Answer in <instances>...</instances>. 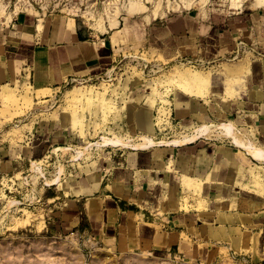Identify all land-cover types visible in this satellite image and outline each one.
Instances as JSON below:
<instances>
[{"label":"crops","instance_id":"crops-1","mask_svg":"<svg viewBox=\"0 0 264 264\" xmlns=\"http://www.w3.org/2000/svg\"><path fill=\"white\" fill-rule=\"evenodd\" d=\"M249 9L254 12L230 16L219 26L186 15L150 30L174 44L175 50L192 56L207 51L209 45L216 46L219 57L240 55L249 44L262 50L263 58L252 56L250 65L245 63L239 71L247 74L242 96L225 107L241 114L242 123L252 132L249 143L264 150L258 147H264V5ZM106 28L98 31L63 14L4 15L0 18V89L6 85L61 89L70 81H90L109 73L117 60L116 47L131 37L125 35L120 19L117 26L108 23ZM226 83L213 95L222 98ZM235 92L239 93L236 86ZM188 100L189 108L184 106L180 118L193 122L215 117L223 106ZM173 114L177 117V110ZM202 137L183 145L131 147L104 157L71 190L47 197L53 202L49 223L60 232L101 236L122 250L162 252L203 262L235 254L264 264V195L257 192L256 183L241 181L236 157L240 151L250 160H264L247 153L232 137L230 145L221 144L217 137ZM24 141H0V172L20 167V158L36 156V143L27 134L19 142ZM189 178L203 182V189L195 193L181 183ZM245 184L254 190L244 191ZM188 190L195 197L186 195Z\"/></svg>","mask_w":264,"mask_h":264},{"label":"rangeland","instance_id":"rangeland-1","mask_svg":"<svg viewBox=\"0 0 264 264\" xmlns=\"http://www.w3.org/2000/svg\"><path fill=\"white\" fill-rule=\"evenodd\" d=\"M129 1L0 0V8H4L7 15L20 12L45 16L63 14L75 17L80 23L85 22L94 29L98 21L108 24L110 16L119 11L125 35H128V39L131 37L129 42L116 47L117 60L111 66V74L83 81V84L50 89L44 95L33 93L27 98L19 95L27 90L26 85H16L13 87L16 94L10 99L0 96V141L26 143L19 141H23L27 134L37 145L35 157L20 158V167L0 172V264H258L235 254L221 261L203 262L162 252L122 250L118 246L108 245L101 236L85 232H60L52 222L49 223L53 202L47 197L55 191L71 190V185L103 163L104 157L115 151L131 149L127 145L108 144L104 136L132 144L147 135L170 144L204 124H212L215 126L203 135V139L217 137L223 145L231 143V135L224 134L217 126L220 125L235 132L240 143L253 142L252 132L242 123L244 119L241 114L233 113L234 109L225 107V104L242 96L240 89L246 83L247 74H239V71L244 70L245 63L251 62L252 56L263 58L262 50L249 44L240 50V55L228 53L219 57L215 55L216 46L209 45L207 51L192 56L175 50L174 44L156 37L150 29L186 15L219 26L230 16L254 12L249 9L252 5H262L257 0H243V8H236L233 0H194L204 6L188 7L183 0H139L147 4L148 9L133 15L125 9ZM157 8L161 14L155 16ZM237 55L239 58L236 59ZM177 69L199 70L209 82L201 88L186 84L188 89L175 78ZM225 83L222 98L214 96L213 92L219 94ZM76 86L94 87L105 92L110 99L108 112L103 114L105 106L100 102H95L93 108L88 103L81 104L69 97L68 92ZM235 86L239 89L238 94ZM189 97L223 106L215 117L211 115L193 122L180 118ZM74 105L85 113L83 132L71 128L70 115ZM161 107L165 109L163 114ZM188 108L185 106V109ZM174 110H177V117L173 114ZM211 110L213 112L215 108L212 106ZM16 124L21 127L17 132L13 130ZM231 145L234 149L239 148ZM258 147L264 148L262 145ZM237 157L241 181L256 183L257 192L264 195L263 191H259L264 190V162L253 158L250 160L240 151ZM35 162L40 164L41 171L34 170ZM258 177L261 180L259 183ZM195 181L189 183L191 189ZM182 183L187 185L184 180ZM249 184H245L244 191L254 190ZM188 191L186 195L195 197L191 190Z\"/></svg>","mask_w":264,"mask_h":264},{"label":"bare ground","instance_id":"bare-ground-1","mask_svg":"<svg viewBox=\"0 0 264 264\" xmlns=\"http://www.w3.org/2000/svg\"><path fill=\"white\" fill-rule=\"evenodd\" d=\"M195 1L194 0H183L182 2L185 5H187L188 7H190L191 5L192 6H198V7L199 6H204L200 1L199 2H195ZM202 1L206 2V0H202ZM242 1L243 0H233L234 7L241 8L242 7ZM257 2H258L259 5H263L264 4V0H257ZM125 9H126V12L134 15V14H138V13H143L144 11H146L148 9V6H147V4H145L142 1H139V0H130L125 5ZM159 10L160 9L157 8V10L155 11V14H154L155 16L158 15V14H161V12H160L161 10L160 11ZM4 12H5L4 8H0V18H2L4 15H7V13L4 14ZM147 17H148V15H147ZM103 22L102 21L101 22L98 21L97 27H95L98 31H106L107 30V28H106L107 22H106V24L103 23ZM118 23H119V11H117L116 14L110 16V19H109V24L112 27L117 26ZM245 65L246 64H244V66ZM235 67L238 68V66H235ZM230 69H231V67H230ZM111 73H112V70H110L109 74H111ZM175 76H176L175 78L176 79L178 78V80L180 81V85H182V86H184L186 88H188L187 87L188 85L186 86V84H189L190 87L193 84L197 88H201V86H203L204 83L209 82V80L205 77L204 73L201 72V71H199V70L191 71V70H188V69H186V70L177 69L175 71ZM79 84H83V82H79ZM194 86H192L193 89L196 88ZM26 87H27V90L26 91L24 90V93L19 94L23 98L24 97L27 98L31 94L33 95V93L34 94L37 93V94H40V95H42V94L44 95L46 93V91H48V90L51 89V88H39V89H35L33 86H30V85H28ZM188 89H190V88H188ZM0 90H1L0 91V96H1V98H4V99H10L12 97V95H15L16 94V93L14 94L13 88L10 87V86H7V85L6 86H3ZM114 92L115 93H119V92H116L115 90H114ZM68 96L69 97H72L73 99H75L77 101H79L81 104H84V102H85V104L88 103V106H91L92 105L93 108H94V105H96L95 102H100V104H103V106H105V107H103V114L104 113L106 114V112H108L107 110L110 108V105H107L108 103H110L109 102L110 99L108 97H106V93L105 92H102V91H99L98 89H96L94 87L86 88V86H76L75 88H73L72 90H70L68 92ZM70 101L73 102L72 99ZM82 106L85 107V105H82ZM86 110H88V109H86ZM90 110L91 109L89 108V111ZM160 112L162 114L165 113L164 107H161L160 108ZM84 118H85L84 111L80 110L78 106H75L74 105V107L71 110V115H70L71 128L72 129L77 128L81 132H83L84 126H85V124H83L84 123V121H83ZM214 126L215 125H212V124H204V125L196 128V129L194 128L195 130L191 134H185L181 138H177V139L173 140L170 143H175V144H181V145H183V144H186V143L193 142L196 139L202 137L204 134H206V132L209 131ZM217 126L220 129L223 130V133L224 134H230L233 139H236L237 141H239V139L237 138L235 132H231L226 126H220V125H217ZM20 128L21 127L19 126V124H16V125L13 126V130L15 132L19 131ZM104 140L108 144L110 143V144H118V145H127V146H131L132 148H137V149L138 148H147V147H151V146H154V145L165 144V143H162V141H156L154 138H152L151 136H147V135L144 136L143 140L140 139L141 141H139L137 143H132V144H130L126 140H123V139H114V138H111V137H108V136H104ZM238 143L240 145H242L246 149L247 153H249L250 155H252V156L254 155L258 159L264 160V152L261 151V150H256L255 148H253V145H251V143L248 142V143L242 144V143H240V141ZM230 158H231V156H230ZM33 168H34V170H38V171H41L42 170L41 169V166H40V164L38 162H35L34 163ZM183 180L185 181V183L188 186L189 185L191 186V184L193 183V182H191V180H194V179H190L189 178V179H183ZM183 180H182V182H183ZM258 180H259L258 181V183H259L261 181L260 180V177H258ZM190 182H191V184H189ZM195 182L196 183H194L192 185L193 186L192 189L194 190L195 193H198L199 191H201L203 189V182L202 183L201 182H198V181H195ZM190 186H189V188H190Z\"/></svg>","mask_w":264,"mask_h":264},{"label":"built area","instance_id":"built-area-1","mask_svg":"<svg viewBox=\"0 0 264 264\" xmlns=\"http://www.w3.org/2000/svg\"><path fill=\"white\" fill-rule=\"evenodd\" d=\"M79 82H83V81H70L69 83H67V84L65 85V87H67V86H69V85H71V84H74V83H79Z\"/></svg>","mask_w":264,"mask_h":264}]
</instances>
